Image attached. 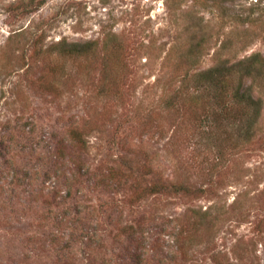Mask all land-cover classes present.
<instances>
[{"label": "rangeland", "instance_id": "1", "mask_svg": "<svg viewBox=\"0 0 264 264\" xmlns=\"http://www.w3.org/2000/svg\"><path fill=\"white\" fill-rule=\"evenodd\" d=\"M262 58L264 0H0V264H264Z\"/></svg>", "mask_w": 264, "mask_h": 264}, {"label": "trees", "instance_id": "2", "mask_svg": "<svg viewBox=\"0 0 264 264\" xmlns=\"http://www.w3.org/2000/svg\"><path fill=\"white\" fill-rule=\"evenodd\" d=\"M250 59L245 62L238 61L227 66L223 65L211 67L205 71L206 77L211 82V85L218 89V93L214 96L213 101L215 103L223 104L224 109L227 111L230 110L233 119H235L236 114L239 119H242L250 107V109L253 110V117H257L259 113V111L257 112L256 107L260 104V100L252 99L248 92L251 86L241 82L243 77L250 76L251 69L256 67V62L259 63L257 58L252 60ZM259 70L260 69H258V71ZM262 77L264 78V73H262ZM233 78L238 80L236 85L233 84ZM226 97L229 99V103H233L234 105L230 107L226 102ZM247 117L248 114H246L245 119H248ZM75 137L78 138V134H75Z\"/></svg>", "mask_w": 264, "mask_h": 264}]
</instances>
